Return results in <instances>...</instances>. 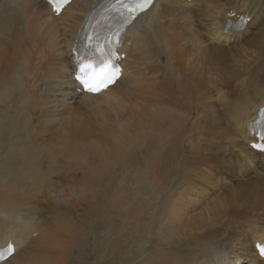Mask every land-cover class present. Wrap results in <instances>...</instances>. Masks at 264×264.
<instances>
[{
    "label": "bare ground",
    "instance_id": "obj_1",
    "mask_svg": "<svg viewBox=\"0 0 264 264\" xmlns=\"http://www.w3.org/2000/svg\"><path fill=\"white\" fill-rule=\"evenodd\" d=\"M101 1L71 0L55 12L48 0H0V174L16 169L22 181L44 178L54 162L36 156L33 138L80 141L94 128L87 116L111 112L117 123L108 120L122 131H158L156 142L148 136V198L128 216L116 215L106 201L89 200L76 228L60 214V208H75L68 201L73 191L47 197L36 210L16 195L7 197L0 202V246L10 243L17 251L0 264H264L254 247H264V200L258 199L264 169L222 190L226 176L233 182L240 172L251 173V162L264 167V153L246 146L253 136L264 137L254 123L264 109V0H202L197 9L185 0H154L117 50L120 79L91 95L75 80L72 59L86 18ZM244 17L250 20L240 27ZM227 61L229 73L214 67ZM200 204L206 210L199 211ZM40 212L45 217L37 223L31 217ZM180 225L188 236L177 241L172 229ZM252 235L257 240L246 256L232 253L231 246L249 244Z\"/></svg>",
    "mask_w": 264,
    "mask_h": 264
},
{
    "label": "rangeland",
    "instance_id": "obj_2",
    "mask_svg": "<svg viewBox=\"0 0 264 264\" xmlns=\"http://www.w3.org/2000/svg\"><path fill=\"white\" fill-rule=\"evenodd\" d=\"M199 1L202 2V0H185V2L183 1V4L184 5L187 4L188 6H192V7H194V9H197L198 6L201 5V2H199ZM210 1H213V0H208L209 3H213ZM223 2H224L223 0L222 1L216 0L215 3L223 4ZM227 9H229V8H227ZM231 15H233V13L232 14L230 13L227 16H229V18H233L234 15L232 17H230ZM76 17H77V15L74 17L72 22H76ZM202 21H205V20H202ZM205 23H207V22H205ZM207 30H210V27H208ZM252 30H256L255 27ZM61 32H62V34L64 33V27H62ZM63 36H64V38H63L64 41L66 39H69V37L67 35L63 34ZM249 37H251V35ZM242 43H239L237 45L233 44V46L235 48V47L240 46V44H242ZM242 45H244V44H242ZM251 49L254 50L253 47H250V48L248 47L247 50L250 52H253V50L251 51ZM249 57L250 56H248L247 58H249ZM68 58L70 59V57H68ZM239 61H240V59H239ZM228 62L229 61H227V64L225 62V64L223 63L219 66L217 64L218 67L217 66H214V67L215 68H220V67L224 68L229 73V71H228L229 68L227 66ZM236 62L237 61H235V64H236ZM66 73H67V75L70 74V72H68V70ZM228 73H226V74H228ZM73 76H74V72H73ZM73 76H72V79L74 81ZM99 116L101 119L99 118ZM87 117L90 120L87 122H91L88 125H92L94 128H92L93 131L90 130L92 132L89 131L85 135L79 137L80 141H75L78 138H76V136H72V135L70 137L64 135L65 138L59 136L58 138L53 139V140H43L42 138H38V140H37V139L33 138L34 141L33 140H31V141L33 142V145L35 147L36 156L38 155L37 153H39L38 157L40 160H44L45 162H47L46 160H53V162H54L51 164L53 167H52L50 173L48 175H45V177L42 179L39 178V180H38V177L36 176V174H34V175H31L33 178L29 179L30 181H27V179H25V181H22L23 178L18 175V172L16 169H10V170L6 171L5 174L3 172L2 174H0V202L2 200L6 199L7 197H10L12 195L13 196L16 195L15 197L18 201L24 202V204L26 206H30L32 208H35V210H36L39 207H41L42 203L45 201V199L47 197L48 198L49 197H64V196L69 195V192L71 193L73 191V196L71 197V199H68V201H72V203L69 202L70 205L75 203L74 204V205H76L75 208H71L73 210L68 209L70 207H67L66 210H63V208H60L61 209L60 214H61V218H64L67 222H70V224H72V226L73 227L75 226L76 228L81 227V223H80L81 219H82L81 211L84 210L83 207H84L85 202H87L89 200L106 201V202H108L107 203L108 209L113 208V207H110V204L114 205V208L112 209V211L114 213H118L116 215H120V216H124V215L128 216L129 214L134 212L136 207H137V205H136L137 202L138 203L142 202V204H144V202L148 198V193H149V188H147V187H149L148 183H147L148 181L146 182L147 178L145 175L147 162H148V155L147 154H148V150H149L147 148H149V145L151 144L150 140H152V139L150 137L154 138L155 140L154 139L153 140L155 142L157 141V139H158V133L157 132L158 131L156 129H154V131H151L147 128L146 129H134V128L129 127V126H128L129 128L126 126L125 127L126 129L122 131L117 126H116L117 128L115 127V125L117 123L116 120H118L117 119L118 116L114 115L111 112H106L105 114L102 113L101 115L96 114V116L91 115L90 117L89 116H87ZM92 117H96V119H94ZM108 119H111L113 122H115V125L113 126L114 123H112ZM91 120H93V121H91ZM98 120H100V121H98ZM108 121L112 123V124L110 123L112 126L107 124ZM99 122H102V123H99ZM103 123L104 124L106 123L107 125H109L110 128L106 124H105L106 126L103 125ZM111 127L112 128L115 127V128L112 129ZM127 129L129 131L132 130L134 132L130 131L131 132L130 133L129 131H127ZM118 131H120V134ZM126 132H128V133H126ZM136 133H138V134H136ZM153 133H154V135H153ZM155 133H157V134H155ZM126 135H128V137ZM148 136H150V137H148ZM236 136H238V138L241 139L240 135L237 134ZM155 137H157V138H155ZM68 139H69V141H68ZM91 140H92V142H91ZM49 141H50V143H49ZM54 143H56V144H54ZM64 143H65V145H64ZM252 143H253V141H249L248 145H246V146L251 148L252 151H255V153L257 152V154L262 153V152L258 151L257 149H255V147ZM39 145H41L42 147L39 148L40 147ZM43 146H44V148H43ZM263 153H264V151H263ZM83 156H85V157H83ZM54 158H56V159H54ZM59 160H61V161H59ZM75 162L77 165L75 164ZM58 163H59V165H58ZM63 163H64V165H63ZM91 163L94 165H92ZM262 164H264V162ZM96 165H98L100 167H98ZM95 166H96V168L94 170ZM249 166H250V169L252 172L251 173L250 172H245V173L240 172V174H239L240 178L236 179L237 181L235 180L232 182L230 180V178H232V175L226 176V178H224L222 180L223 183H226V186L224 187V189L222 188V190L227 189V191H228L237 182H244L245 179H249V178L253 177L254 175L260 173L261 167L264 169V167L261 164L257 165L254 162H251V164ZM56 167H57V169H56ZM97 167H98V169H97ZM54 170H58V171L53 172ZM92 170H94V171H92ZM9 174H11V175H9ZM243 175H244V177H242ZM35 180H37V181H35ZM75 187H76V189H75ZM76 190L78 191L77 194L75 193ZM220 190H221V188H219V184H218L216 186V188L213 190L214 195L215 194L218 195L220 193ZM263 196L258 198V199L264 200ZM31 204H35V205L32 206ZM90 206L93 207L94 211L99 209L97 207L94 208L95 206H93V205H90ZM207 206H208L207 204H205V205L200 204V207L198 208V210L199 211L200 210H206ZM85 209H86V207H85ZM145 211H147V210H145ZM40 215L41 216L38 217L37 213H34L31 218L33 220H35L37 223L42 222L44 220L43 217H45V214L40 212ZM145 217H147V216H145ZM0 220L4 221L3 219H0ZM158 220L153 222L154 227L155 226L158 227V225H159ZM22 221H24V220H22ZM115 221L118 222L119 220L115 219ZM156 222H157V224L155 225ZM180 226L174 227V229H172L176 233V236L177 235L179 236V237L177 236V238H176L177 241H179V240L181 241V240H183L182 238H185L186 236H188L187 234H185L184 227H182V225H180ZM156 227H155V229H156ZM33 229H34L33 231L37 230L38 226L36 225ZM167 230H171V229H167ZM5 231H7V230H5ZM5 231H2L1 233H6ZM178 231H179V233H178ZM251 231H252L251 227L249 229H246V233H249V235H250ZM244 236H246V238H248L247 234H244ZM32 239H35L34 233H33ZM242 239L243 238H241V240ZM253 239L257 240L252 235L250 242H249L250 245L247 242H246L247 243L246 245L243 242H242L243 243L242 245L240 243H237L236 245L231 246L230 250H233L232 253L240 254V256H242V258H243L244 256H246L245 255L246 250L252 245ZM9 246H11V250H2L1 251L2 258L0 260V263L9 260L17 251V250L15 251V248H13L10 243H8L4 247H9ZM4 247L0 246V248H4ZM254 247H255L257 254L259 256H261L257 244H255ZM27 248H29V246H27ZM260 248H262V247H260ZM227 252H229V250H227ZM257 254H256V256L260 260V262H264V256H262L263 258H259ZM231 255H233V254H231ZM73 257H74V259L76 258L75 256H73ZM250 263H251L250 260H246V262L244 264H250ZM230 264H235V262H232ZM252 264H259V263H253L252 262Z\"/></svg>",
    "mask_w": 264,
    "mask_h": 264
},
{
    "label": "snow or ice",
    "instance_id": "obj_3",
    "mask_svg": "<svg viewBox=\"0 0 264 264\" xmlns=\"http://www.w3.org/2000/svg\"><path fill=\"white\" fill-rule=\"evenodd\" d=\"M134 7L127 8L128 13L135 15L138 11L145 10L152 0H133ZM132 5V4H131ZM79 74L75 76V80L81 86L82 90L88 94L96 95L114 84L119 78L121 70L113 69L109 62H104L99 68H93L91 64L79 65ZM260 150L264 151V148ZM261 256H264V248H260Z\"/></svg>",
    "mask_w": 264,
    "mask_h": 264
},
{
    "label": "flooded vegetation",
    "instance_id": "obj_4",
    "mask_svg": "<svg viewBox=\"0 0 264 264\" xmlns=\"http://www.w3.org/2000/svg\"><path fill=\"white\" fill-rule=\"evenodd\" d=\"M97 2H98V1H97ZM97 2H96V3H97ZM96 3H95V4H96ZM95 4H94V5H95Z\"/></svg>",
    "mask_w": 264,
    "mask_h": 264
}]
</instances>
